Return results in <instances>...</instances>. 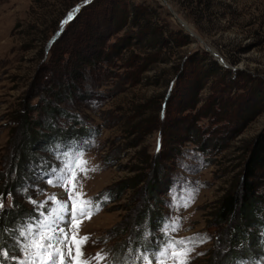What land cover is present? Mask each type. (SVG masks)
I'll return each instance as SVG.
<instances>
[{
  "label": "rangeland",
  "instance_id": "obj_1",
  "mask_svg": "<svg viewBox=\"0 0 264 264\" xmlns=\"http://www.w3.org/2000/svg\"><path fill=\"white\" fill-rule=\"evenodd\" d=\"M166 1L232 74L212 66L214 55L163 0H0V185H8L0 198L2 209L20 208L25 216L6 231L10 255L0 264L30 259L12 237L43 219L53 194L68 198L47 180L74 152L83 156L73 192L101 207L73 224L77 242L91 237L77 261L101 250L115 257L124 242L152 251L168 238L197 235L208 239L187 264H211L204 263L211 250L224 255L231 248L220 245L211 213L264 130V0ZM80 122L91 129L53 140ZM226 124L229 133L221 132ZM146 205L163 217L154 227L157 245L142 248L136 238L149 227L136 219ZM258 233L250 242L258 255L240 259L245 264H264V231Z\"/></svg>",
  "mask_w": 264,
  "mask_h": 264
},
{
  "label": "snow or ice",
  "instance_id": "obj_2",
  "mask_svg": "<svg viewBox=\"0 0 264 264\" xmlns=\"http://www.w3.org/2000/svg\"><path fill=\"white\" fill-rule=\"evenodd\" d=\"M69 19H71V13ZM72 155V162L63 163L59 170L53 168L52 175L47 180L50 185L64 188L68 193V198L62 199L53 194L45 203L54 206L46 208L41 213L43 219L35 224L26 223L18 227L12 237L21 256L26 255L30 258L20 259L19 264H90L91 260H95L97 264H145V262L146 264H166L169 258L178 261L179 264H187V257L194 251L195 246L203 244L208 239L200 235L181 240L168 238L152 251L147 248L135 250L129 248L128 255L112 257L109 252L101 250L94 257L77 261V256L83 257L82 245L86 244L91 237L84 235L77 242L75 236L71 235L73 224L78 219H91L95 213L101 211V207L99 201L83 199L86 193L73 192L76 188V184L72 183L76 175V161L83 156V153L74 152ZM69 185H71V189H69ZM78 199L79 206L77 205ZM69 201H71V205ZM32 203L37 204V201H32ZM3 207L4 204L0 198V209ZM39 207H44V204H39ZM172 230H176L175 225H172ZM150 235V232H145L143 238L147 240ZM77 243L80 246L75 247L74 255L73 248ZM9 255L7 250L0 247V257ZM12 259H17V257H12ZM236 264H245V262L240 260Z\"/></svg>",
  "mask_w": 264,
  "mask_h": 264
},
{
  "label": "trees",
  "instance_id": "obj_3",
  "mask_svg": "<svg viewBox=\"0 0 264 264\" xmlns=\"http://www.w3.org/2000/svg\"><path fill=\"white\" fill-rule=\"evenodd\" d=\"M186 37L190 38L188 34H186ZM172 41L174 40L172 39ZM208 58L212 66L219 72H225L228 75L233 73L231 68L222 66L212 57ZM203 72L205 73V71ZM205 75L209 74L205 73ZM80 124L81 125L78 128L71 127V129L59 130V132L54 135L53 140L65 137H80L91 129L84 126L81 122ZM49 126L52 127V125ZM51 129H53V127ZM187 129L189 131L193 130L192 127H187ZM216 130L217 129H213L208 133L215 134ZM230 131L231 129L228 128V124L221 129V132L225 133H229ZM195 134L198 135L199 131L197 133L195 132ZM223 137L224 135L218 137L217 142L224 139ZM211 138H204L203 144H206V141L211 140ZM197 139H195V142ZM157 180L158 178H154L149 181V185L147 186L149 196H152ZM263 185L264 130L256 136L251 146H249L248 156L243 164L242 173L238 177L237 182L231 184V186L225 191L211 213L218 232L222 233L223 236L226 235L228 237V239L224 240V237L221 238V234V237H218L220 245L228 242L231 248L224 255H222L221 248L218 250L214 248L208 253V259H206L204 263L236 264L240 259L247 258L251 262V260H254L255 257H257L255 255L258 254L253 253L250 242L259 238L258 231H264V195L260 192V188ZM7 186L8 185L1 183L0 192L5 194L8 190ZM24 217V212L20 208L7 209V211H5V209H0V247H6L4 241L7 242L8 238L5 237V233L8 228H10V225L16 220H20ZM162 217L163 214L158 211L157 208L150 207L149 205L145 206L139 219H136V222L142 226L146 225L149 227L151 237L148 240H145L143 238L144 235L139 234L136 238L137 245H141L140 247L142 248L157 245L158 241L155 242L154 240L159 238L158 235H155L154 233V227L155 224H157V227L158 225L160 226ZM250 227L254 230H249ZM128 248L127 242H124L119 250L115 251V257L126 255ZM259 251L260 254L263 253L264 246L260 248ZM0 261H2L1 257Z\"/></svg>",
  "mask_w": 264,
  "mask_h": 264
},
{
  "label": "water",
  "instance_id": "obj_4",
  "mask_svg": "<svg viewBox=\"0 0 264 264\" xmlns=\"http://www.w3.org/2000/svg\"><path fill=\"white\" fill-rule=\"evenodd\" d=\"M163 1H165V3L167 4V6L169 7V9L171 10V12H172V14L174 15V17L176 18V19H178L180 22H181V24L186 28V29H188L189 30V32H190V34L193 36V37H196L197 39H199V41H201L204 45H205V47H206V50L207 51H209L210 53H212L213 55H214V58H215V60H217L222 66H224V67H226V68H232L231 67V65L230 64H228L227 62H225L223 59H221L220 57H219V55L218 54H216L206 43H205V41L200 37V36H198L193 30H191L190 28H189V26L185 23V22H183L182 20H181V18L178 16V14L173 10V8L168 4V2L166 1V0H163Z\"/></svg>",
  "mask_w": 264,
  "mask_h": 264
}]
</instances>
